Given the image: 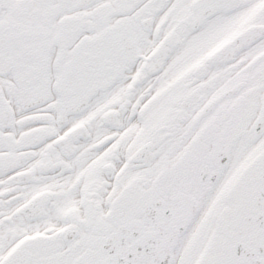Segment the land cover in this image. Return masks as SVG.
Listing matches in <instances>:
<instances>
[{"label": "snow or ice", "instance_id": "6c2138e0", "mask_svg": "<svg viewBox=\"0 0 264 264\" xmlns=\"http://www.w3.org/2000/svg\"><path fill=\"white\" fill-rule=\"evenodd\" d=\"M0 264H264V0H0Z\"/></svg>", "mask_w": 264, "mask_h": 264}]
</instances>
